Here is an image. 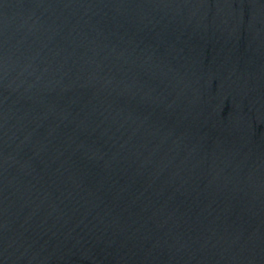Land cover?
I'll use <instances>...</instances> for the list:
<instances>
[{
    "label": "water",
    "instance_id": "obj_1",
    "mask_svg": "<svg viewBox=\"0 0 264 264\" xmlns=\"http://www.w3.org/2000/svg\"><path fill=\"white\" fill-rule=\"evenodd\" d=\"M0 264H264V0H0Z\"/></svg>",
    "mask_w": 264,
    "mask_h": 264
}]
</instances>
